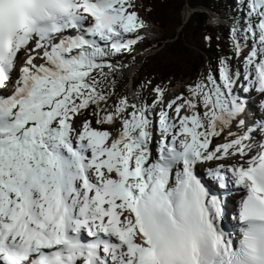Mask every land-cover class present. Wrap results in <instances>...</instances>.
<instances>
[{"label": "snow or ice", "instance_id": "obj_1", "mask_svg": "<svg viewBox=\"0 0 264 264\" xmlns=\"http://www.w3.org/2000/svg\"><path fill=\"white\" fill-rule=\"evenodd\" d=\"M235 3L230 55L129 96L150 8L0 0V264H264V0Z\"/></svg>", "mask_w": 264, "mask_h": 264}, {"label": "rangeland", "instance_id": "obj_2", "mask_svg": "<svg viewBox=\"0 0 264 264\" xmlns=\"http://www.w3.org/2000/svg\"><path fill=\"white\" fill-rule=\"evenodd\" d=\"M229 1L231 3V0ZM136 3L138 6L142 3L145 8L151 9L150 12L139 9V14L149 21L152 26L151 33L158 38V42L150 45L149 50L145 52L144 49L139 50L137 44L131 55L125 53L114 57L113 62L128 65L117 78L119 83L117 91L129 95V90L133 88L136 94L141 83L148 79L164 88L173 82L189 84L209 66L215 67L217 57L230 55L229 24H215V31L210 35L204 30L212 28L215 18L219 19L217 15L211 16V10L214 8L211 3L205 5L208 6L206 10L211 12L210 14H207L204 7L199 9L203 6L201 0H136ZM186 13L189 14L188 17ZM197 13L202 14L203 22L199 24L194 23L197 21L195 19ZM220 34L226 36L222 37ZM205 35L211 36L209 41L204 40ZM219 40H222V46L219 45ZM205 49H215L220 53L205 55L202 53ZM233 62L234 57L232 58L234 66ZM183 91L184 87L181 92ZM142 92L144 98L151 99L152 94L149 91Z\"/></svg>", "mask_w": 264, "mask_h": 264}, {"label": "trees", "instance_id": "obj_3", "mask_svg": "<svg viewBox=\"0 0 264 264\" xmlns=\"http://www.w3.org/2000/svg\"><path fill=\"white\" fill-rule=\"evenodd\" d=\"M201 1L203 3V6L204 7H208V6H205V5L208 4V3H211L213 5V7H214L213 9L216 10V8H218V7H223L225 5V1L226 0H201ZM197 15L198 16L195 18V19H197V21H195L194 23H197L198 22V24H199V22H203L202 16H201L202 14L201 13H197ZM214 29H215L214 27H212V28H204V30H206L208 32V35H210L211 33H213L215 31ZM220 35L222 37L226 36L224 34H220ZM219 45L220 46L223 45L222 44V40H219ZM202 53H204L205 55H214V54L217 55L220 52L218 50H215V49L214 50L213 49L212 50L205 49V50L202 51Z\"/></svg>", "mask_w": 264, "mask_h": 264}, {"label": "bare ground", "instance_id": "obj_4", "mask_svg": "<svg viewBox=\"0 0 264 264\" xmlns=\"http://www.w3.org/2000/svg\"><path fill=\"white\" fill-rule=\"evenodd\" d=\"M247 98H246V100H247ZM229 200H230L229 202H231V203L228 204V206H231L232 207L233 205L236 204L235 201H231V198H229ZM229 216H231L230 209H229V211H228V213H227V215L225 217L226 218V222H225L226 226H231L232 225V216H231V218Z\"/></svg>", "mask_w": 264, "mask_h": 264}]
</instances>
